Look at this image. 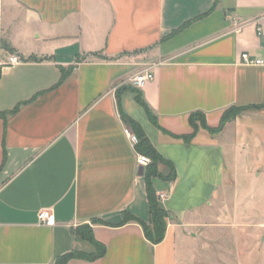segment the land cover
<instances>
[{
  "label": "crops",
  "instance_id": "crops-1",
  "mask_svg": "<svg viewBox=\"0 0 264 264\" xmlns=\"http://www.w3.org/2000/svg\"><path fill=\"white\" fill-rule=\"evenodd\" d=\"M2 52L21 61L0 68V264L91 253L75 233L86 224L104 255L65 264L208 260L227 198L264 180V0H0ZM143 70L155 124L131 90ZM231 107L242 110L216 133L189 121L201 113L216 128ZM120 111L175 169L151 178L168 213L158 244L122 222H147L149 206Z\"/></svg>",
  "mask_w": 264,
  "mask_h": 264
},
{
  "label": "rangeland",
  "instance_id": "rangeland-1",
  "mask_svg": "<svg viewBox=\"0 0 264 264\" xmlns=\"http://www.w3.org/2000/svg\"><path fill=\"white\" fill-rule=\"evenodd\" d=\"M0 55L2 58L3 52ZM227 204L225 229L208 233L211 255L200 263L264 264V180L252 187L243 184L240 196L228 197ZM222 253L225 259L220 257ZM191 264L199 262L194 260Z\"/></svg>",
  "mask_w": 264,
  "mask_h": 264
},
{
  "label": "trees",
  "instance_id": "trees-1",
  "mask_svg": "<svg viewBox=\"0 0 264 264\" xmlns=\"http://www.w3.org/2000/svg\"><path fill=\"white\" fill-rule=\"evenodd\" d=\"M66 73L64 72L62 74V78L66 77ZM127 87H121L117 90V92L125 89ZM133 92H135V99L136 101L144 108L147 117L152 123H156L155 117L152 115L151 111L149 110L148 106L144 102V100L141 98L139 91L135 88L131 89ZM242 108H235L231 107L227 109L221 118L220 124L216 128H209L205 122L204 117L201 113H193L189 117L190 123L193 125L194 128L197 127L195 124V121L198 120L200 122V125L209 130L211 133H216L220 131L226 122L230 121L234 118V116L240 111ZM120 117L122 122L125 124L127 128L130 129V132L133 133L137 139L138 142L134 146L135 152L144 154L150 159V163L142 167L143 168V175L146 179V195H147V201L149 206V218L148 221H142L130 213H125V218L122 222L126 221H134L141 225L144 235L146 239L152 243V244H158L160 243L164 236H165V229H166V218L168 216V213L162 209L158 204V197L156 194V191L154 190L151 178L152 177H159L163 180H173L175 178V169L173 165L165 161L155 150V148L151 145L148 138L146 137L145 133L143 132L141 126L132 120L130 117L125 115L120 111ZM197 117V118H196ZM185 139H188V137H184ZM158 164H165L169 167V173L167 175H163L158 171ZM92 222H103L100 219H94ZM75 233L83 240L88 241L91 243L95 250L91 253H75L72 251L71 253L64 255L63 257L59 258L57 260V264H65V261L75 255L82 256L88 259L98 258L104 255L105 253V246L102 243H99L96 241L93 237V233L91 230V227L89 225H81L78 228H76Z\"/></svg>",
  "mask_w": 264,
  "mask_h": 264
},
{
  "label": "built area",
  "instance_id": "built-area-1",
  "mask_svg": "<svg viewBox=\"0 0 264 264\" xmlns=\"http://www.w3.org/2000/svg\"><path fill=\"white\" fill-rule=\"evenodd\" d=\"M241 60L243 63H246V64H261L262 63V60L260 59L251 60L247 53L241 54ZM20 61H21L20 57L15 54L9 55L4 60L0 58V68L19 63ZM153 78H154V73L152 71L143 70V71L136 73L131 78V84L135 89H141L148 81H151ZM125 132L129 136L131 143L135 146L138 142L137 137L133 133H131L127 128L125 129ZM149 163H150L149 157H147L144 154L136 153V165L138 167H145ZM38 220L41 223L46 224V225H51L54 222L53 216L50 210L40 211L38 213Z\"/></svg>",
  "mask_w": 264,
  "mask_h": 264
},
{
  "label": "water",
  "instance_id": "water-1",
  "mask_svg": "<svg viewBox=\"0 0 264 264\" xmlns=\"http://www.w3.org/2000/svg\"><path fill=\"white\" fill-rule=\"evenodd\" d=\"M127 129L130 131L129 128H127ZM138 173H139L140 175H142V173H143V168H142V167H139V169H138Z\"/></svg>",
  "mask_w": 264,
  "mask_h": 264
}]
</instances>
